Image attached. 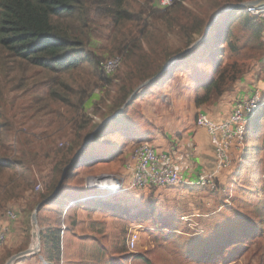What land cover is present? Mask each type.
Returning <instances> with one entry per match:
<instances>
[{"label": "trees", "instance_id": "trees-1", "mask_svg": "<svg viewBox=\"0 0 264 264\" xmlns=\"http://www.w3.org/2000/svg\"><path fill=\"white\" fill-rule=\"evenodd\" d=\"M179 1L163 11L156 0H146L138 7L136 0H0L1 212L4 213L10 204L20 199L26 202V212H31L54 193L63 170L99 125L94 119L99 110L93 116L84 109L85 103L91 99L88 88L103 86L102 89H105L110 87L109 84L117 85L115 98L107 102L110 106L106 109L105 116L111 117L119 111L136 87L127 79L122 80V85L115 79L126 59L134 54L133 48L130 51L123 43L142 24L148 26L152 16L168 17L169 12L166 11L173 10ZM219 1L222 3L211 5V9L204 15L187 12L184 18L175 21V26L180 28V34L186 39L187 49L204 35L214 14L228 6L256 0ZM213 11L216 13L212 14ZM146 26L143 28H147ZM102 32H107L108 38L114 41L121 38L119 46L111 53L124 54V60L112 77L100 70L101 62L107 58L99 55L92 47L93 38L102 36ZM141 32L144 33L145 29ZM263 35L264 20L253 17L246 8L221 15L208 38L145 88L119 117L107 123L96 134L78 161L67 171L59 194L39 211L40 215L46 205L59 204L54 210L59 213L57 227L49 226L41 231V256L24 258L18 262L32 259L38 264L60 262L63 245L62 213L71 206L82 203V198H77L76 195L85 188L86 180L83 175L87 171L127 160L125 150L116 147L117 144L114 147L115 142L110 137L121 131L119 125L130 117L142 95L157 84L174 78L180 63L185 59L204 55L198 61L212 58L215 62V78L196 89L195 104L198 108L209 106L229 90L251 62L264 55ZM139 44L140 42H136L134 49ZM119 49L121 50L118 52ZM151 53L138 70L140 81L145 82L159 74L171 58L169 56L163 60V55ZM132 78L135 79V74ZM95 103L102 101L97 98L92 102L94 111L97 108ZM125 125V133L120 138L122 145L126 141L128 144L132 139L133 143L138 144L139 138L136 139L134 133L135 123L127 121ZM251 125L245 135L246 153L236 184L251 191L252 199L257 200V203L253 205L251 214L242 213L245 216H240L242 227L238 230L235 246L230 248V252L225 246L227 241L221 240H233L232 232L226 228L234 222L231 220L216 228V235L211 241L207 239L208 243L203 242L197 246L199 256L196 260L188 245L182 246L178 244V240L175 241L177 249L182 252L185 250L180 254L181 257L192 258L196 264H237L252 251L253 260L250 264H264V108L256 119L254 129ZM61 141L67 144L63 148L58 146ZM106 144L108 145L105 146ZM121 154L122 157L117 159ZM38 178L44 190L35 194ZM67 199L71 201L67 203ZM88 201L96 203L88 209L93 207V210L102 215L103 210L108 207L106 201ZM123 212L128 211L122 210L120 213ZM166 212L154 207L147 216L163 218ZM96 251L100 252L102 249H91L87 263L108 264L106 255L103 253L102 256H97Z\"/></svg>", "mask_w": 264, "mask_h": 264}, {"label": "rangeland", "instance_id": "rangeland-1", "mask_svg": "<svg viewBox=\"0 0 264 264\" xmlns=\"http://www.w3.org/2000/svg\"><path fill=\"white\" fill-rule=\"evenodd\" d=\"M136 1V7H138L145 3L146 0ZM175 1L178 2L179 0ZM156 2L158 4V0H156ZM219 2L222 3L219 0H181L178 6L173 10L166 11V13L169 12L168 17L165 15L163 17L152 16L153 18L149 19L148 26L142 24V26L135 30L133 36L126 43H123L124 46L127 45L129 47L130 51L133 48V56L135 57L133 58V56H131L129 59H126L121 68L122 70H119L115 79L120 82V85H122V80L127 79L130 84L133 86L136 85V89L143 83V81L138 80V70L141 65L147 61V58L152 54L151 52L155 55H163V60H166V58L170 56L171 60L187 49L186 39L180 34V28L175 26V21L184 18L187 12L204 15L207 13V10L211 9V5ZM213 13H216V11H213L212 14ZM215 15L216 14H214V17ZM169 23H171V26ZM144 26L147 28H143ZM142 29H145L144 33L141 32ZM120 39L121 38L114 41V39L108 38L107 32H102V36L97 35L93 38L92 47L99 55L111 59L120 56L118 53H111L112 50L119 46ZM136 42H140V44L134 49ZM120 50L121 49H119L118 52ZM192 57L180 63L179 71L174 74V78L169 79L167 82L157 84L142 95L139 100H152L154 97L162 96V92L166 90H168V92L170 91L173 95L180 96L182 94L187 97L189 92L195 95L198 87L211 82L215 78V62L212 58H209L208 61H198V58H204V55ZM134 74L135 79L132 78ZM112 85L113 84H109L108 86L110 87L105 89H102L103 86L97 88L87 87L91 94V99L85 103L84 109L93 116L98 112H96V110H99L97 116H94L95 121L99 123L98 127L110 117L105 116V114L107 115L106 109L110 106L107 102L115 98V92L118 90V87H116L117 85ZM84 86L86 87V84H84ZM97 98H99L102 103H95L97 108L95 107L94 111L92 102L97 100ZM165 107L170 108L168 104ZM256 119L257 118L254 119L251 125L252 129L255 128ZM112 136L113 137L110 138L116 142V147L124 149L125 153H127V160L121 162V164L124 163L123 167H126L135 150L141 143L139 142L136 144L129 142L127 144L126 141L122 145L123 141L120 140L121 137H115V134H112ZM65 144V142L61 141L58 146L63 148L67 145ZM61 145H63V147H61ZM107 145L108 144L105 146ZM120 157H122V154L117 159ZM235 158H237V156H234V159ZM116 163H112L109 166L104 165V168L111 169L112 165ZM231 171L234 170L231 169ZM237 171L239 172V169L234 171L235 173L232 175V178L230 175L226 174L227 178H231L230 184H226L227 186L219 182L218 179L217 187L214 190H180L181 193H185V195L179 199H176L178 194L175 196L173 195L174 198L173 200L171 199L172 201H169L170 204H168V202L164 204L159 203L160 205L156 207L157 210L161 208L167 211L163 218L157 216L151 217V215L150 217L144 215L134 218L130 216L128 212H123L122 214L118 213V215L107 210H103L105 215H102L99 214L97 210H93V207L91 209H83L85 204L82 203L71 206L70 209L62 213V226H65L66 230L62 232V256L60 262L57 264H89L87 262L91 255V249H102L100 252L96 251V254L97 256H102L104 253L106 255L105 260H107L108 264H196L192 261V258L181 257L180 254L184 253L185 250H183V252L179 248L178 250L176 248L177 245H188L193 251V257L196 260L199 256V249L197 246L203 242L206 243L207 239L211 241L212 237L216 235L214 234L216 228H220L222 224H228L231 220L234 222L228 224L226 228L232 232L233 240H221L227 241L225 246L229 248L227 250L230 252V248L235 246L234 242L238 235V230L242 227V219H240V216L251 214L253 205L257 203V200L255 201V199H252L251 191H248L244 186L239 187L236 184L238 176ZM103 175L122 177L126 174L105 173ZM41 187L40 192L44 190V186L41 185ZM250 190H252V188ZM171 191L173 190L165 188V193H170ZM34 192L35 194L39 193L35 188ZM125 193L132 192H124L120 195L122 196ZM136 193H140V191ZM117 199L118 198L115 200ZM70 201L71 199H67V203ZM20 202V204L5 210L4 213L7 214L9 211L17 210L14 211L19 214L17 221L10 220V222H12L11 224L16 226L15 229L17 230L18 228V233H16L17 239L14 238V244L16 246L14 249L16 251H19V249L23 250L13 255L8 254L10 250L8 245L12 229L10 226L4 227L8 234L5 243L0 247V264H3V262L6 264L12 256L28 250L31 244L33 233L31 217L36 208L32 209L31 212H26L24 209L26 202ZM119 203L123 204L125 201L119 199ZM56 207H59V204H48L42 209L38 218L40 228H42V226L57 227L59 213L54 211ZM23 213H25V215H23ZM29 213H31L30 216L28 215ZM132 237L137 238L136 248L134 250H131L129 247V242ZM177 240L179 243L175 244ZM252 254L253 251L250 252L241 263L238 262L237 264H250L253 260ZM39 256H41L40 253L32 257L39 258ZM257 264L260 263L258 262Z\"/></svg>", "mask_w": 264, "mask_h": 264}, {"label": "crops", "instance_id": "crops-1", "mask_svg": "<svg viewBox=\"0 0 264 264\" xmlns=\"http://www.w3.org/2000/svg\"><path fill=\"white\" fill-rule=\"evenodd\" d=\"M262 41L264 42V35ZM256 90L260 91L264 97V55L251 62L229 90L219 100H216L209 106H201L198 108L195 104V95L192 92H189L188 96L185 97L182 94L180 96L173 95L170 91L168 92V90H166L167 92H162V96L154 97L152 100H139V98L131 111L130 117L119 125L121 131H117L115 137H122L126 129L125 123L127 121H133L136 125V130L134 132L135 137L136 139L139 138L140 143L150 144L157 153L166 154L169 157L170 163L173 164L187 180L194 181L200 175L214 171L216 166L215 154L210 136L205 129L198 127V115L203 112L213 121L222 122L229 118L238 102L251 98ZM167 104L170 108L165 107ZM133 140L134 139L130 140V143H133ZM115 143L114 147L116 145ZM233 151L234 156H237V158L234 159V167L232 168V170L235 171L236 169H241L239 159L242 154L236 148ZM243 153L242 159L245 157L246 145ZM123 165L124 163H116L112 165L111 169H105L104 165H101L98 168L87 171L84 174L86 180L85 188L79 190L77 195L75 194L76 197L85 199V197L89 198L95 195L96 192L98 193V191L93 189L94 183L96 179L99 180L103 178L105 176L103 174L105 173H124L130 177L131 174L128 173L126 167H123ZM230 171H228L229 173L225 172L219 176V182L224 183L225 186H227L226 184H230L231 178L233 177L232 175L235 173L234 171ZM226 174L230 175L231 178H227ZM170 189L173 190L170 193H165V188H150L140 190V193H136L139 191L128 190L127 192L132 193H125L122 196L120 195L106 200L109 201L106 210L112 211L114 214H118L122 210H127L128 214L134 218L144 215L147 216L154 207L164 204L165 202L170 204L169 201H172L175 195L179 194L176 199L185 195V193H181L182 190H198L199 188L179 187ZM116 198L118 199L115 200ZM119 199H123L125 203H119ZM20 201L23 200L20 199L10 204L9 208L20 204ZM82 204H85V207H83V209H85L90 208L96 203L87 201L82 202ZM24 209L26 211L27 205H25ZM23 215H25V213H23ZM11 223L7 214L1 213L0 211V226H10L12 229L8 245L10 249L8 254L13 255L23 249H19V251L14 249L16 247L14 238L17 239L16 233H18V228L16 230V226H13ZM47 228L49 227H42L41 229L46 230ZM17 264L38 263L32 259L26 262H17Z\"/></svg>", "mask_w": 264, "mask_h": 264}, {"label": "built area", "instance_id": "built-area-1", "mask_svg": "<svg viewBox=\"0 0 264 264\" xmlns=\"http://www.w3.org/2000/svg\"><path fill=\"white\" fill-rule=\"evenodd\" d=\"M175 0H158V6L165 11L174 6ZM246 11L256 18L264 20V7L247 6ZM124 60V54L111 59H105L100 64V70L108 77L116 74ZM264 108V97L256 90L251 98L238 102L232 114L222 122L213 121L207 114L200 113L197 117L199 128L205 129L214 150L216 166L214 171L200 175L196 180H187L176 167L170 163L166 154H159L150 144H141L135 150L126 170L130 177L105 175L95 181L93 189L97 194L80 200L106 201L117 197L128 190H146L150 188H199L214 190L217 187L219 176L230 171L234 167V149L240 151L241 157L245 150V135L250 124L258 117ZM63 147V145H61ZM240 157V163L242 158ZM42 183L37 179L35 190L40 192ZM7 217L11 221H17L19 214L9 211ZM66 227H62V232ZM7 230L0 227V247L5 243ZM137 238L132 237L129 242L131 250L136 248Z\"/></svg>", "mask_w": 264, "mask_h": 264}, {"label": "water", "instance_id": "water-1", "mask_svg": "<svg viewBox=\"0 0 264 264\" xmlns=\"http://www.w3.org/2000/svg\"><path fill=\"white\" fill-rule=\"evenodd\" d=\"M247 6H254V7H264V0H256V1H251V2H246V3H242V4H237V5H231L228 6L224 9H222L221 11H219L215 17L213 18L212 22L208 25V27L206 28V31L203 35L202 38H200L199 40H197L194 44H192L188 49H186L185 51H183L181 54L173 57L163 68V70L157 74L156 76L146 80L145 82H143L142 84H140L132 93V95L129 97V99L126 101V103L120 108L119 111H117L113 116L107 118L99 127H97L95 129V131L91 134V136L89 137V139L84 143V145L80 148V150L77 152V154H75V156L72 158V160L70 161V163L68 164V166H66V168L63 170V174H62V178L58 184V186L56 187L54 193L44 202L40 203L36 209L34 210V212L32 213V217H31V224H32V228H33V233H32V240H31V244L28 248V250L21 252L17 255L12 256L7 262L6 264H15L16 262H18L21 259L24 258H29L32 256H35L37 254H39L41 252V243H42V239H41V228L39 226V211L40 209L49 201L53 200L60 192L61 186L64 182V178L65 175L67 173V171L78 161L79 157L81 156L82 152L84 151V149L93 141V139L95 138L96 134L109 122L115 120L117 117H119L126 109L127 107H129L131 105V103L134 101V99L136 98V96L138 94H140L145 88H147L149 85H151L152 83H154L157 79H159L162 75H164L168 69L175 64L177 61H179L180 59H183L184 57L188 56L194 49H196L206 38H208L209 33L212 29V27L214 26V24H216V22L218 21V19L220 18L221 15H223L224 13L227 12H231L234 10H241L246 8Z\"/></svg>", "mask_w": 264, "mask_h": 264}]
</instances>
